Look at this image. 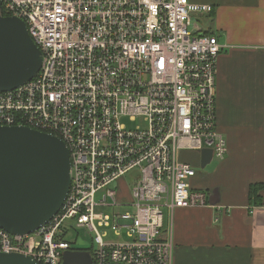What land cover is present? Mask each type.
Segmentation results:
<instances>
[{"label": "built area", "instance_id": "2783aa9c", "mask_svg": "<svg viewBox=\"0 0 264 264\" xmlns=\"http://www.w3.org/2000/svg\"><path fill=\"white\" fill-rule=\"evenodd\" d=\"M211 12L191 0H1L42 64L29 82L0 91V126L60 139L70 186L34 232L0 228V253L62 264L76 250L66 240L74 223L94 233L92 264H172L164 211L171 221L177 208L208 205L207 192L192 188L201 169L181 154L211 150L222 161L227 153L215 128L221 46L193 23Z\"/></svg>", "mask_w": 264, "mask_h": 264}, {"label": "crops", "instance_id": "0c3cea01", "mask_svg": "<svg viewBox=\"0 0 264 264\" xmlns=\"http://www.w3.org/2000/svg\"><path fill=\"white\" fill-rule=\"evenodd\" d=\"M191 1L212 7L193 21L221 46L215 128L227 153L192 181L208 205L177 208L167 219L172 264H264V0ZM180 159L199 167L196 153Z\"/></svg>", "mask_w": 264, "mask_h": 264}, {"label": "water", "instance_id": "95a60500", "mask_svg": "<svg viewBox=\"0 0 264 264\" xmlns=\"http://www.w3.org/2000/svg\"><path fill=\"white\" fill-rule=\"evenodd\" d=\"M42 55L25 23L1 14L0 91L32 80ZM212 161L211 150L200 153L199 169ZM70 186V159L55 136L27 127L0 126V228L10 235H28L60 209ZM0 264H35L29 256L0 253ZM62 264H92L85 250H68Z\"/></svg>", "mask_w": 264, "mask_h": 264}, {"label": "rangeland", "instance_id": "374dc122", "mask_svg": "<svg viewBox=\"0 0 264 264\" xmlns=\"http://www.w3.org/2000/svg\"><path fill=\"white\" fill-rule=\"evenodd\" d=\"M199 1V0H196ZM202 1V0H200ZM204 2L206 0H203ZM233 2L234 0H218V2ZM194 23V21H193ZM200 157V153L197 152V162L199 160ZM217 165V161L214 159L212 160V162L210 164H208L206 166V168L204 169V171L202 172H208L211 171L213 168H215ZM123 184V183H121ZM124 187H127V184H125ZM124 209V208H123ZM104 213L110 214V210L109 209H104L103 210ZM168 216H167V212L164 211V228H166L168 226ZM71 223V222H70ZM70 226H72V229H70V232L68 234V236L66 237L67 241L73 244V248H75L76 250H85V251H91L92 248L95 247V243H94V233L88 231V229L83 228L81 226H78L74 223L69 224ZM69 225L67 226V228L69 229ZM108 240L111 241H116L117 239L115 237H113V235L111 233H108Z\"/></svg>", "mask_w": 264, "mask_h": 264}, {"label": "trees", "instance_id": "16d2710c", "mask_svg": "<svg viewBox=\"0 0 264 264\" xmlns=\"http://www.w3.org/2000/svg\"><path fill=\"white\" fill-rule=\"evenodd\" d=\"M210 14H211V13H210ZM210 14H209V15H210ZM251 189H253V188H251ZM251 191H252V190H251Z\"/></svg>", "mask_w": 264, "mask_h": 264}]
</instances>
